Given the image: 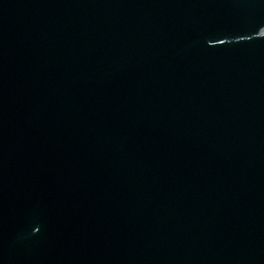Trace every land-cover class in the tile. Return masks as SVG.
<instances>
[{"label": "water", "instance_id": "1", "mask_svg": "<svg viewBox=\"0 0 264 264\" xmlns=\"http://www.w3.org/2000/svg\"><path fill=\"white\" fill-rule=\"evenodd\" d=\"M0 264H264V0H0Z\"/></svg>", "mask_w": 264, "mask_h": 264}]
</instances>
